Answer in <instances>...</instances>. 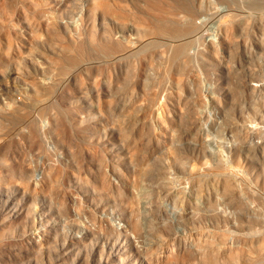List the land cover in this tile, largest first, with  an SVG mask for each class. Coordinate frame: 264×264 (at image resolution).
Here are the masks:
<instances>
[{
	"label": "rangeland",
	"instance_id": "1",
	"mask_svg": "<svg viewBox=\"0 0 264 264\" xmlns=\"http://www.w3.org/2000/svg\"><path fill=\"white\" fill-rule=\"evenodd\" d=\"M0 264H264V0H0Z\"/></svg>",
	"mask_w": 264,
	"mask_h": 264
},
{
	"label": "bare ground",
	"instance_id": "2",
	"mask_svg": "<svg viewBox=\"0 0 264 264\" xmlns=\"http://www.w3.org/2000/svg\"><path fill=\"white\" fill-rule=\"evenodd\" d=\"M185 50H186V47L185 45L181 46L180 48H178V51H177V56L179 55H182L185 53Z\"/></svg>",
	"mask_w": 264,
	"mask_h": 264
}]
</instances>
